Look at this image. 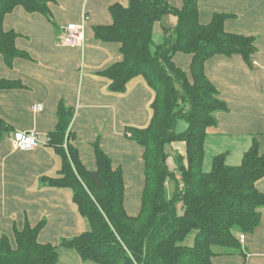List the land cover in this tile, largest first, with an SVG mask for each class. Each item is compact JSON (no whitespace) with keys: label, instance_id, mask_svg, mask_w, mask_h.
Here are the masks:
<instances>
[{"label":"trees","instance_id":"16d2710c","mask_svg":"<svg viewBox=\"0 0 264 264\" xmlns=\"http://www.w3.org/2000/svg\"><path fill=\"white\" fill-rule=\"evenodd\" d=\"M53 1L0 0V55L8 67L29 55L17 47L19 33L5 28L6 16L22 7L50 17ZM110 13L111 24L96 26L95 36L120 43L123 60L100 73L112 92L125 93L130 81L141 76L155 93L149 124L126 128L144 148L140 211L128 213L123 170L114 168L98 142L97 168L84 165L73 143L74 108L61 103L48 145L60 155L62 166L57 176L44 180L72 190L89 227L54 245L39 241L44 221L36 226L27 222L22 229L15 226L13 238L0 236V264H58L60 247L96 264H214L219 255H243L239 235L255 232L263 218L264 192L257 183L264 178V152L255 138L239 165H229L228 154L220 153L210 170L205 169L208 129L217 125V113L227 109L207 75L206 62L218 54H240L252 65L255 36L226 30V13H215L203 24L199 0H183L180 7L170 0H129L128 5H111ZM166 14L174 15L177 23L165 28L163 42L155 45L154 26ZM179 52L192 55L190 75L173 60ZM19 87V82L0 78V90ZM179 120L188 123L185 131L176 130ZM11 131L0 117V140ZM174 142L186 144V156L176 152L177 167L171 170L167 146ZM192 233L193 244L185 243Z\"/></svg>","mask_w":264,"mask_h":264},{"label":"crops","instance_id":"0c3cea01","mask_svg":"<svg viewBox=\"0 0 264 264\" xmlns=\"http://www.w3.org/2000/svg\"><path fill=\"white\" fill-rule=\"evenodd\" d=\"M170 1L183 4V0ZM117 2L128 5L129 0H54L49 4L50 17L18 7L5 18V28L19 33L17 47L29 58H17L8 67L0 55V78L21 84L0 90V117L12 126L0 140V236L13 238L15 226L22 229L27 222L36 226L44 221L39 241L58 245L89 227L73 202L72 190L52 187L44 180L61 169L55 148L41 144L15 150L11 144L16 130H35L42 139L49 137L61 103L74 108L73 143L84 165L97 168L94 143L98 142L114 168L123 170L128 213H139L145 186L144 148L126 128L149 124L155 93L141 76L130 81L125 93L112 92L109 80L100 73L123 60L121 44L103 42L94 31L111 24L110 6ZM199 9L203 24L210 23L215 13L229 14L226 30L255 36L257 48L252 65L240 54H218L206 62L207 75L227 105L217 113V125L208 129L204 166L210 170L213 157L220 153L228 154L229 165H239L255 138L264 152V0H199ZM84 16L88 17L84 45L65 44L62 27L80 23ZM176 23L174 15L166 14L155 24V45L163 42L164 29ZM173 60L190 75L192 55L179 52ZM37 105L42 109H35ZM171 146L186 156L184 142ZM168 164L176 169L174 155ZM257 188L264 192V178ZM242 246L243 255H219L213 263L264 264V211L260 226L246 234Z\"/></svg>","mask_w":264,"mask_h":264},{"label":"built area","instance_id":"2783aa9c","mask_svg":"<svg viewBox=\"0 0 264 264\" xmlns=\"http://www.w3.org/2000/svg\"><path fill=\"white\" fill-rule=\"evenodd\" d=\"M87 16L80 23H70L62 27L63 41L68 45L82 46L85 43ZM35 109H42V105L35 106ZM50 138L42 139L35 130H16L12 133L11 144L15 150H30L41 144H49ZM245 234L239 235L241 243L245 240Z\"/></svg>","mask_w":264,"mask_h":264},{"label":"rangeland","instance_id":"374dc122","mask_svg":"<svg viewBox=\"0 0 264 264\" xmlns=\"http://www.w3.org/2000/svg\"><path fill=\"white\" fill-rule=\"evenodd\" d=\"M187 127H188V123L186 121L179 120L177 127H176V130L178 132H182V131H185L187 129ZM171 148H172L171 145L167 146L168 152L169 153L171 152L172 155H175L177 151L174 149H171ZM175 162H176V160H175ZM170 187H171V185H170ZM127 209H128V207H127ZM193 242H194V233H192L188 236L185 243L193 244ZM59 253H60V260H59L58 264H96L93 262H83L76 251H72V250H69V249L64 248V247L59 248Z\"/></svg>","mask_w":264,"mask_h":264}]
</instances>
